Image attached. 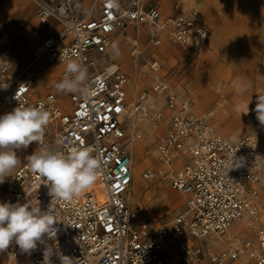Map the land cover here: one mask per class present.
Instances as JSON below:
<instances>
[{
    "label": "built area",
    "instance_id": "2783aa9c",
    "mask_svg": "<svg viewBox=\"0 0 264 264\" xmlns=\"http://www.w3.org/2000/svg\"><path fill=\"white\" fill-rule=\"evenodd\" d=\"M33 1L41 19L55 21L35 62L44 58L49 64H67L70 59L81 63L88 72L90 94L70 93L63 105L51 92L35 96L36 78L27 74L0 88V111L43 105L50 120L43 139L35 142L36 151L92 148L101 161L98 181L105 200L87 190L70 203L52 202L44 178L31 172L26 159L13 174L9 203L38 205L42 211L52 206L60 219L55 225L59 231L30 255L11 244L0 264H13L14 259L15 264H43L46 246L77 264H264V225L251 236L233 237L224 250H213L205 242L219 237L245 213L257 218L256 198L264 189L258 128L264 125L255 112L254 132L238 139L226 137L212 124L216 108L194 112L189 100L157 75L156 62L151 65L157 76L154 91L163 97L169 118L156 145L155 163L140 174L145 182L168 181L183 195L185 210L171 217L149 216L140 204L129 202L134 170L129 142L141 132H131L128 119L135 113L138 120L157 127L163 111L147 101L146 91L139 92L130 106L129 76L114 64L98 68V57L108 52L116 34L130 26H148L150 41L156 45L165 39L185 46L193 40L203 44L212 29L201 14L178 10L163 16L157 7H146L144 0ZM64 75L72 78L66 70ZM20 88L25 90L19 92ZM234 153V159L242 158L243 163L228 169L225 162ZM51 259L60 264L56 255Z\"/></svg>",
    "mask_w": 264,
    "mask_h": 264
},
{
    "label": "rangeland",
    "instance_id": "374dc122",
    "mask_svg": "<svg viewBox=\"0 0 264 264\" xmlns=\"http://www.w3.org/2000/svg\"><path fill=\"white\" fill-rule=\"evenodd\" d=\"M144 5L155 6L164 14L196 10L211 27L212 34L198 48L169 41L153 44L146 25L130 26L116 34L108 52L98 57L97 67L114 64L129 76L130 106L139 92L148 93V102L149 95H160L154 91L157 76L151 69L156 62L157 75L187 98L194 112L201 114L216 108L211 121L223 135L238 139L254 132L251 115L255 113L257 97L264 94V0H144ZM53 25L54 20L37 15L33 0H0V83L7 85L16 77L22 79L31 74L36 78V96L51 92L61 104L67 105L70 93L56 88L57 83L67 79L64 75L67 64H49L44 58L35 62L42 39ZM245 85L247 91L241 93ZM158 97V107L163 111L159 126L153 127L146 119L138 120L135 113L128 119L130 131L141 132L140 137L129 142L134 168L129 202L140 204L145 215L171 217L185 210L183 195L169 187L168 181L145 182L140 174L146 165L155 163L156 145L169 118L163 97ZM154 100L158 102V98ZM6 113L9 111L1 110L0 116ZM258 136L264 149V126L258 128ZM36 150L35 142L16 150L20 162L0 184V203L9 202L15 170ZM252 220L250 217L235 234H230L228 228L219 234L218 241L213 236L205 242L220 251L233 237L251 236L257 227L264 225V209L258 206V216ZM238 224L239 220L232 226ZM5 258V253H0V260Z\"/></svg>",
    "mask_w": 264,
    "mask_h": 264
},
{
    "label": "clouds",
    "instance_id": "9594fccd",
    "mask_svg": "<svg viewBox=\"0 0 264 264\" xmlns=\"http://www.w3.org/2000/svg\"><path fill=\"white\" fill-rule=\"evenodd\" d=\"M66 71L72 78L57 83V90L87 97L90 94L87 69L70 59ZM247 87L243 86L240 92L247 91ZM24 90L20 88L19 92ZM15 98L18 99V95ZM255 112L260 124L264 125V94L257 97ZM49 120L50 113L43 105H20L0 116V184L12 175L20 162L16 150L26 149L32 142L39 143ZM234 156L235 153L225 162L228 169L240 167L243 163L242 158L235 160ZM27 161L31 172L44 178L52 202L64 203L72 202L90 188L97 181L101 167L99 156L94 155L90 147H70L67 151L44 149L36 151ZM57 217L58 213L52 206L42 211L38 205L29 203H0V253L14 243L21 253L30 255L38 244H45L46 240L56 237L59 229L55 225L60 221ZM53 255L57 256L60 264H77L71 257L56 253L47 246L43 264H53Z\"/></svg>",
    "mask_w": 264,
    "mask_h": 264
},
{
    "label": "bare ground",
    "instance_id": "6f19581e",
    "mask_svg": "<svg viewBox=\"0 0 264 264\" xmlns=\"http://www.w3.org/2000/svg\"><path fill=\"white\" fill-rule=\"evenodd\" d=\"M161 13H162V15L163 16H166V15H168V14H170V13H168V14H164L162 11H161ZM165 41H168V40H166L165 39ZM190 45H192L194 48H198L199 47V43L198 42H196V41H192L191 42V44ZM2 62H0V64H1ZM103 66V65H102ZM114 67V66H113ZM36 85V84H35ZM5 87V85L3 84V83H0V88H4ZM130 88H131V86H130ZM136 89V88H135ZM153 96H156V94H152V95H149V102L152 104V106L153 107H158V104H159V102H160V99H159V97L158 96H160V95H158L157 97H153ZM158 98V102H156L154 99H157ZM87 190H92L94 193H95V195L97 196V198H98V200H100V201H103V200H105V192H104V190H103V186H102V184L98 181V179H97V181L90 187V188H88ZM86 190V191H87ZM262 193H264V189L261 191V194ZM259 195L257 198H256V202H257V204H258V206H259V208L262 210V209H264V194H263V196L262 195ZM251 216H249L248 214H244L243 216H241L239 219H237V220H239V224H238V226H229L227 229L230 231V234H235L237 231H239L240 229H241V227H243L244 225H246V223L249 221V218H250ZM251 221V220H250ZM213 237V236H212ZM214 241H218L217 240V236H214ZM14 261H16L17 262V260L16 259H14ZM14 264V263H13Z\"/></svg>",
    "mask_w": 264,
    "mask_h": 264
},
{
    "label": "crops",
    "instance_id": "0c3cea01",
    "mask_svg": "<svg viewBox=\"0 0 264 264\" xmlns=\"http://www.w3.org/2000/svg\"><path fill=\"white\" fill-rule=\"evenodd\" d=\"M146 7H148V6H146ZM49 33H51L50 31H49ZM40 95H43L42 93L41 94H39V95H37V96H40ZM36 96V95H35Z\"/></svg>",
    "mask_w": 264,
    "mask_h": 264
}]
</instances>
